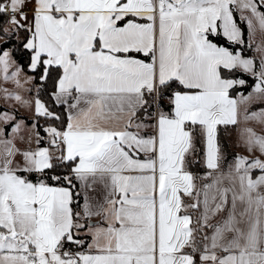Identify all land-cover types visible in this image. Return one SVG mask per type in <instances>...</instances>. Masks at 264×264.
Returning a JSON list of instances; mask_svg holds the SVG:
<instances>
[{
    "label": "snow or ice",
    "instance_id": "snow-or-ice-1",
    "mask_svg": "<svg viewBox=\"0 0 264 264\" xmlns=\"http://www.w3.org/2000/svg\"><path fill=\"white\" fill-rule=\"evenodd\" d=\"M0 98V264H264V0H0Z\"/></svg>",
    "mask_w": 264,
    "mask_h": 264
},
{
    "label": "crops",
    "instance_id": "crops-1",
    "mask_svg": "<svg viewBox=\"0 0 264 264\" xmlns=\"http://www.w3.org/2000/svg\"><path fill=\"white\" fill-rule=\"evenodd\" d=\"M257 130H260V129L257 128ZM225 137L227 139L229 146L231 148H233V150L235 151L234 153H242L243 152V148L240 145L235 132H231V133L225 132ZM93 195H97V194L93 193Z\"/></svg>",
    "mask_w": 264,
    "mask_h": 264
},
{
    "label": "trees",
    "instance_id": "trees-1",
    "mask_svg": "<svg viewBox=\"0 0 264 264\" xmlns=\"http://www.w3.org/2000/svg\"><path fill=\"white\" fill-rule=\"evenodd\" d=\"M41 123H43V121H41ZM221 140H222V144H223V146L225 147L226 152H227L228 154H232V153L235 152V151L233 150V148H231V147L229 146V144H228V142H227V139H226V137H225V133H223V135H222V137H221Z\"/></svg>",
    "mask_w": 264,
    "mask_h": 264
},
{
    "label": "rangeland",
    "instance_id": "rangeland-1",
    "mask_svg": "<svg viewBox=\"0 0 264 264\" xmlns=\"http://www.w3.org/2000/svg\"><path fill=\"white\" fill-rule=\"evenodd\" d=\"M8 87H12V85H8ZM11 102H6L3 98H0V107H10ZM259 129V128H258ZM259 131V130H257Z\"/></svg>",
    "mask_w": 264,
    "mask_h": 264
}]
</instances>
